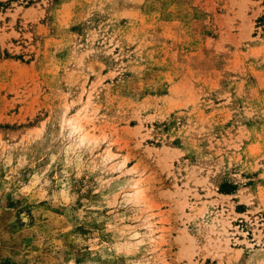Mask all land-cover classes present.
<instances>
[{
	"label": "rangeland",
	"instance_id": "374dc122",
	"mask_svg": "<svg viewBox=\"0 0 264 264\" xmlns=\"http://www.w3.org/2000/svg\"><path fill=\"white\" fill-rule=\"evenodd\" d=\"M0 264H264V0H0Z\"/></svg>",
	"mask_w": 264,
	"mask_h": 264
},
{
	"label": "bare ground",
	"instance_id": "6f19581e",
	"mask_svg": "<svg viewBox=\"0 0 264 264\" xmlns=\"http://www.w3.org/2000/svg\"><path fill=\"white\" fill-rule=\"evenodd\" d=\"M78 128H79V129H83L82 126H81L80 124H79Z\"/></svg>",
	"mask_w": 264,
	"mask_h": 264
}]
</instances>
